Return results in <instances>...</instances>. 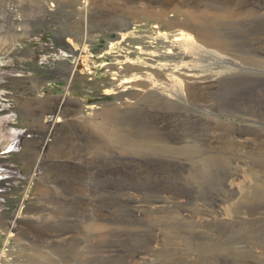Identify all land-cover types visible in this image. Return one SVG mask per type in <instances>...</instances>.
<instances>
[{
  "label": "rangeland",
  "instance_id": "rangeland-1",
  "mask_svg": "<svg viewBox=\"0 0 264 264\" xmlns=\"http://www.w3.org/2000/svg\"><path fill=\"white\" fill-rule=\"evenodd\" d=\"M258 39L264 0H0V264H264Z\"/></svg>",
  "mask_w": 264,
  "mask_h": 264
},
{
  "label": "bare ground",
  "instance_id": "bare-ground-1",
  "mask_svg": "<svg viewBox=\"0 0 264 264\" xmlns=\"http://www.w3.org/2000/svg\"><path fill=\"white\" fill-rule=\"evenodd\" d=\"M233 14H229V15H215V17L217 18H231V17H237L239 16L240 14H236L235 16H232ZM193 17H194V20L197 22V23H203L202 22V16L200 15V13H196V14H193ZM201 38L204 39L205 42H208L209 44L213 45L214 47H216V49H219L221 46L224 45L223 41L221 39H218L217 37H213V36H210L209 33L207 31H204V30H201ZM199 33V34H200ZM178 35V34H177ZM184 35V34H183ZM174 38V37H173ZM181 40V38H176L174 39L172 42H170L169 44L172 45V46H175L176 43ZM253 43V46L255 49L258 50V48L256 47V45H260L259 48H262L263 47V43H264V39H258L257 41L254 42V40L252 41ZM202 46V45H201ZM167 50V49H166ZM169 52V51H168ZM171 53V52H170ZM207 53V52H206ZM213 54V53H212ZM216 56V55H215ZM207 86V85H206ZM210 89V88H209ZM15 222L13 223H9L8 224V229L9 230H13V228L15 227ZM5 227V226H4ZM8 230V231H9ZM12 233V232H11ZM63 235V234H62ZM40 260V259H39ZM45 263V262H44Z\"/></svg>",
  "mask_w": 264,
  "mask_h": 264
}]
</instances>
